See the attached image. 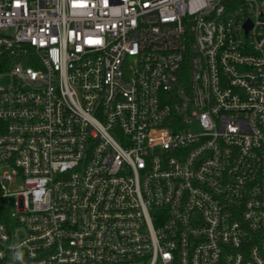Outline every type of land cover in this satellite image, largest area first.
<instances>
[{"label": "built area", "instance_id": "built-area-1", "mask_svg": "<svg viewBox=\"0 0 264 264\" xmlns=\"http://www.w3.org/2000/svg\"><path fill=\"white\" fill-rule=\"evenodd\" d=\"M6 74L0 264H264V0H0Z\"/></svg>", "mask_w": 264, "mask_h": 264}, {"label": "rangeland", "instance_id": "rangeland-1", "mask_svg": "<svg viewBox=\"0 0 264 264\" xmlns=\"http://www.w3.org/2000/svg\"><path fill=\"white\" fill-rule=\"evenodd\" d=\"M9 82H10V79L7 74L0 79L1 84H7ZM22 181H23L22 177L19 176L17 179L16 185L11 186V188L18 187L20 184H22ZM14 201H15L14 196H9L8 198H6L5 204L7 206L8 212H12L15 210ZM13 228H15V230L17 231L18 238H21L24 236V231L19 225H15Z\"/></svg>", "mask_w": 264, "mask_h": 264}, {"label": "trees", "instance_id": "trees-1", "mask_svg": "<svg viewBox=\"0 0 264 264\" xmlns=\"http://www.w3.org/2000/svg\"><path fill=\"white\" fill-rule=\"evenodd\" d=\"M7 219V206L5 205V202L0 200V220Z\"/></svg>", "mask_w": 264, "mask_h": 264}, {"label": "clouds", "instance_id": "clouds-1", "mask_svg": "<svg viewBox=\"0 0 264 264\" xmlns=\"http://www.w3.org/2000/svg\"><path fill=\"white\" fill-rule=\"evenodd\" d=\"M16 258H17V259L22 258V254H21V253H17V254H16Z\"/></svg>", "mask_w": 264, "mask_h": 264}]
</instances>
